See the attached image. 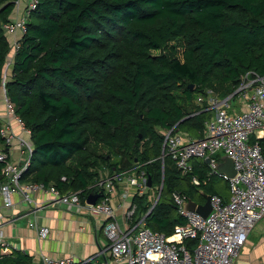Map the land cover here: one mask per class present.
<instances>
[{
	"label": "trees",
	"instance_id": "obj_1",
	"mask_svg": "<svg viewBox=\"0 0 264 264\" xmlns=\"http://www.w3.org/2000/svg\"><path fill=\"white\" fill-rule=\"evenodd\" d=\"M16 6L0 0V96L11 50L3 24ZM248 71L264 75V0H40L6 82L33 142L22 180L77 192L85 202L103 172L138 168L151 189H162L152 210L149 195L136 193L135 216L171 236L187 222L175 192L205 203V194L226 200L228 185L208 177L205 160L184 173L163 158L162 131L202 137L213 116L208 91L227 97ZM198 96L205 101L196 103ZM1 127L0 117L4 148ZM184 243L192 250L197 239ZM0 264L42 263L0 246Z\"/></svg>",
	"mask_w": 264,
	"mask_h": 264
},
{
	"label": "built area",
	"instance_id": "obj_2",
	"mask_svg": "<svg viewBox=\"0 0 264 264\" xmlns=\"http://www.w3.org/2000/svg\"><path fill=\"white\" fill-rule=\"evenodd\" d=\"M21 1L17 0L15 12L19 10ZM39 2L40 0H27L23 15L16 17L14 12L15 18L3 24L11 44L3 75V100L7 117L21 124L24 135H17L10 122L2 124L1 134L5 145L0 148V162L3 163L0 179V215L2 206L16 208L14 195H19L23 201L35 207L39 205L35 201L36 193L51 192L54 195L53 202L63 203L78 211L86 208L91 213L105 218L103 231L117 264H235L249 234L264 218V75L248 71L242 76L239 87L232 94L224 98L210 94L207 109L214 111V114L206 121L202 137L174 132L173 128L162 131V157L171 156L176 166L184 173L194 171L193 159L206 162L210 159L207 162L210 167L208 177L217 175L228 183V198L225 200L219 194H211L212 211L205 217L197 211L186 210L187 196L175 192V204L187 222L177 225L171 236L150 229L146 226L145 219L124 227L118 220L117 207L112 201L115 182L127 178L129 184L136 188V193L144 195L149 190L145 171L138 169L136 176L126 177L128 172H120L105 179L101 178L93 185L104 191L103 197L96 204L82 202L77 192L61 193L53 185L30 181L24 183L22 180L23 172L30 163L33 142L30 130L15 113V105L7 95L6 82L14 55L27 31L29 13L38 7ZM199 101L202 103L205 99L199 97ZM15 141L21 150L28 154L23 163H17L9 154V149ZM219 154L232 161L236 171L234 176L220 171ZM193 182L196 185L201 184L197 176L193 177ZM127 196L129 191L124 193V197ZM155 202L156 198L152 206ZM136 209L137 206L131 204L127 211L129 219L133 218ZM30 226L37 229L40 239H45L50 234V229L46 226H39L36 222H31ZM186 239H197L194 249L191 250L185 245ZM0 246L3 252L9 246L2 230ZM40 263L79 264L81 261L72 257L53 259L44 255Z\"/></svg>",
	"mask_w": 264,
	"mask_h": 264
},
{
	"label": "crops",
	"instance_id": "obj_3",
	"mask_svg": "<svg viewBox=\"0 0 264 264\" xmlns=\"http://www.w3.org/2000/svg\"><path fill=\"white\" fill-rule=\"evenodd\" d=\"M25 4L26 2L21 1L19 10L14 14L16 17L23 15ZM14 18L12 16V19ZM11 71L12 67L10 66L9 75ZM3 97L2 93L0 96L2 124L10 122L13 127L11 118L7 117ZM18 125L17 128L13 127V131L17 135H24L23 127L19 123ZM9 154L17 163H23L28 158L27 152L21 150L17 141L9 149ZM218 156L221 158V161L219 159L220 164L223 165L226 162L225 156L222 154ZM196 159L192 160L193 165ZM135 173H138V168L128 172L126 177L136 176ZM103 174L105 175L103 179L109 175L108 171ZM127 191H129V196L124 197V193ZM146 193L149 195L148 199L151 204H153L154 198L157 199V195H159L158 189H151V187ZM135 194L136 188L129 184L127 178L115 182L112 201L117 207L118 220L124 227L129 224L135 225L145 219V217L139 219L135 214L132 219L128 218L127 211L133 204ZM34 196L35 201L39 204L35 207L23 201L19 195H14L16 208L11 209L4 206L1 208L0 230L3 231L9 245L4 249L6 253H12L15 249L23 250L30 253L37 263H40L45 255L53 259L72 257L77 261L91 259L94 264H117L108 248L109 240L103 231L105 218L91 213L86 208L78 211V209L68 207L63 203L53 202L54 195L51 192L40 191ZM31 222L48 227L50 229L49 236L40 239L37 229L30 226ZM235 264H264V218L249 234L248 241Z\"/></svg>",
	"mask_w": 264,
	"mask_h": 264
},
{
	"label": "water",
	"instance_id": "obj_4",
	"mask_svg": "<svg viewBox=\"0 0 264 264\" xmlns=\"http://www.w3.org/2000/svg\"><path fill=\"white\" fill-rule=\"evenodd\" d=\"M191 87H193V85H191ZM209 160L210 159H207V162H209ZM220 171L225 172L226 174H228L231 177L236 174V171L234 169L233 163H232V161L230 159H226V162L223 165L222 164L220 165ZM148 185H149V187H152V183H151V178L150 177H148ZM103 195H104V191L100 190L99 187H95L89 193L86 202L89 203V204H96L97 201L101 197H103ZM204 197H205V203H198V202L194 201L193 199H188L187 202L185 203V209L188 210V211H197V212L201 213L203 216L207 217L212 211L211 195L210 194H205ZM159 199H160V193L157 196L156 202L152 206L151 210L154 208V206L159 201Z\"/></svg>",
	"mask_w": 264,
	"mask_h": 264
},
{
	"label": "rangeland",
	"instance_id": "obj_5",
	"mask_svg": "<svg viewBox=\"0 0 264 264\" xmlns=\"http://www.w3.org/2000/svg\"><path fill=\"white\" fill-rule=\"evenodd\" d=\"M23 2H26L27 3V0H22ZM208 94L210 95V94H216L215 92H213L212 90H209L208 91ZM208 95V96H209ZM201 97V96H200ZM196 103H200V101H199V96H198V98L196 99ZM214 114V111H213V113H212V115ZM11 122H12V125H13V127L14 128H17V125H18V122L16 121V120H11ZM19 126V125H18ZM100 152H107L108 150L107 149H105V150H103V149H100L99 150ZM119 159V156L118 155H115V160H118ZM222 180H220V179H217V181H218V184L220 185V186H224V184H225V180L223 179V178H221ZM227 185H228V183H227ZM161 189H162V185H161V187H160ZM161 189H159V191L161 190ZM223 191L225 192V193H228L229 194V187H228V190H226L225 191V189H223ZM199 202H202V201H200V200H198Z\"/></svg>",
	"mask_w": 264,
	"mask_h": 264
}]
</instances>
